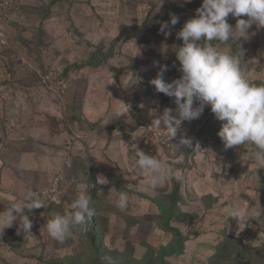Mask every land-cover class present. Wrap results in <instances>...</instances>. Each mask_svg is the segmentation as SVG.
I'll list each match as a JSON object with an SVG mask.
<instances>
[{
	"label": "rangeland",
	"instance_id": "374dc122",
	"mask_svg": "<svg viewBox=\"0 0 264 264\" xmlns=\"http://www.w3.org/2000/svg\"><path fill=\"white\" fill-rule=\"evenodd\" d=\"M8 1L0 12V211L29 190L48 197L45 207L25 210L32 234L25 238L14 225L0 235V264H210L233 252L224 263L231 264L240 249V262L253 264V247L264 244V167L251 159L254 145L225 148L223 122L209 106L182 124L193 142L183 155L172 145L180 134L170 145L150 128L166 108L176 114L174 98L151 84L154 62L167 65V82L182 75L177 33L203 0ZM165 22L169 36L160 31ZM228 22L237 20L230 14ZM122 26L141 33L122 39ZM249 33L241 58L253 82L264 83V28L253 25ZM228 42L213 44L232 52ZM202 124L195 134L192 127ZM137 148L169 168L155 190H144ZM82 184L92 196L87 225L96 243L75 224L58 242L46 224L74 212ZM176 185L183 218L171 224L178 236L162 220ZM121 193L125 209L118 207ZM232 207L246 213L240 229L228 215Z\"/></svg>",
	"mask_w": 264,
	"mask_h": 264
},
{
	"label": "clouds",
	"instance_id": "9594fccd",
	"mask_svg": "<svg viewBox=\"0 0 264 264\" xmlns=\"http://www.w3.org/2000/svg\"><path fill=\"white\" fill-rule=\"evenodd\" d=\"M230 14L237 20L235 26L228 22ZM178 21L179 17L173 15L170 25L175 26ZM170 25L168 22L161 25L160 31L165 36L171 35ZM253 25L264 28V0H203L194 17L187 20L177 33L183 41L176 52L180 64L178 70L182 75L167 82L164 79L167 65L154 62L159 71L151 84L158 92L174 98L176 114L173 109L166 108L155 116L150 128L157 130L158 134L163 128L170 141L180 134L178 142L172 144L178 154L183 155L182 148H191L193 144L190 137L181 133L182 124L198 119L205 107L210 106L215 118L223 122L218 136L225 148L254 145L251 159L264 167V83L253 82L239 51L232 53L213 44V41H239L242 50L240 41L249 39ZM197 102L198 106H194ZM200 149L197 144L195 151ZM136 157L145 176L144 190H155L169 178L168 166L156 155L137 148ZM179 178L177 174L176 179ZM98 182L106 184L108 181L98 176ZM47 197L48 193L29 190L22 199L0 211V235L14 225L17 234L23 232L25 238L32 234L33 221L25 210L33 213L45 207ZM91 204L92 196L87 185H80L78 196L71 204L74 212L58 214L48 220L46 230L49 236L63 243L70 233V225L85 226L94 215ZM127 204L128 197L121 193L118 207L125 209ZM228 215L237 221L239 229L243 226L246 213L242 208L232 207Z\"/></svg>",
	"mask_w": 264,
	"mask_h": 264
},
{
	"label": "trees",
	"instance_id": "16d2710c",
	"mask_svg": "<svg viewBox=\"0 0 264 264\" xmlns=\"http://www.w3.org/2000/svg\"><path fill=\"white\" fill-rule=\"evenodd\" d=\"M175 9L180 10L179 8H175ZM169 13H172V12L170 11ZM167 15H170V14H167ZM165 17H167V16H165ZM120 33H121L120 37L122 39H130V38L138 36L141 33V29L139 27L129 28L127 26H122ZM179 42H180L179 46H182L183 41L181 38H180ZM248 42H250L249 39L240 41L242 50L247 47V45L249 44ZM228 43L230 45H233V44L235 45L233 47L232 53H236L237 51H239L241 54L242 50L239 47V41H232L231 40ZM177 50H178V48H177ZM174 63L176 64L177 61H175ZM171 65H172V63H171ZM170 70H172L171 67H170ZM169 202H170L169 206L163 210L162 220L164 223V230L171 232V233H175V235L178 236V231L171 224L172 220H174V219L181 220L183 218V213L181 212V210L179 208V205L181 202V196H180V189H179L178 185H176L174 187L173 192L170 195ZM88 223H89V221H87V224ZM87 224L85 226H76V229L79 230L82 234L86 235L92 244H95L97 239H96V233H95L94 228H93V224H90V227ZM236 247L239 248L238 246H236ZM240 250H241L240 256L238 257L237 254L233 255V257L231 258V264H242L240 262V257L245 253V249L244 250L240 249ZM253 250L255 251V253L253 254V256L255 257V261L253 262V264H264V244H261L260 246L253 247ZM232 254H233V252H231L229 255H226L222 259H219V257L210 258V264H224L228 259H230L229 256H231ZM125 264H136V263L134 261V262H129V263H125Z\"/></svg>",
	"mask_w": 264,
	"mask_h": 264
},
{
	"label": "built area",
	"instance_id": "2783aa9c",
	"mask_svg": "<svg viewBox=\"0 0 264 264\" xmlns=\"http://www.w3.org/2000/svg\"><path fill=\"white\" fill-rule=\"evenodd\" d=\"M10 6V1H8V0H0V12L1 11H3L4 9H6L7 7H9ZM210 107V106H209ZM203 128V124L202 125H200V126H197V128L194 126V127H192V129H195L196 131H195V134H198L200 131H201V129ZM183 134H186V131H181ZM154 135L156 136V137H158V139L159 140H161V141H164L165 143H168V144H170L171 145V143L176 139H173L172 141H170V139L167 137V134H166V132H159V134L157 133V130L156 131H154Z\"/></svg>",
	"mask_w": 264,
	"mask_h": 264
}]
</instances>
